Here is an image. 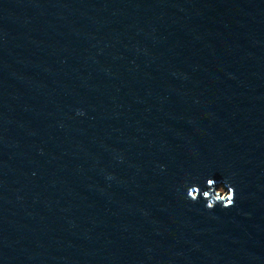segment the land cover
<instances>
[{"label":"water","instance_id":"1","mask_svg":"<svg viewBox=\"0 0 264 264\" xmlns=\"http://www.w3.org/2000/svg\"><path fill=\"white\" fill-rule=\"evenodd\" d=\"M0 264H264V0H0Z\"/></svg>","mask_w":264,"mask_h":264},{"label":"clouds","instance_id":"2","mask_svg":"<svg viewBox=\"0 0 264 264\" xmlns=\"http://www.w3.org/2000/svg\"><path fill=\"white\" fill-rule=\"evenodd\" d=\"M163 167V166H161ZM186 195L184 199L195 203L201 200L206 201L205 207L209 210L214 209L218 204L224 208L235 206L236 189L232 181L225 177L218 182L214 176L206 178V186L202 188L196 182L185 181Z\"/></svg>","mask_w":264,"mask_h":264}]
</instances>
